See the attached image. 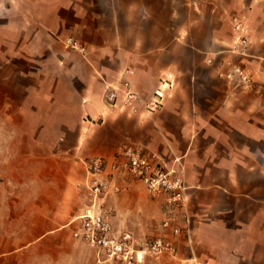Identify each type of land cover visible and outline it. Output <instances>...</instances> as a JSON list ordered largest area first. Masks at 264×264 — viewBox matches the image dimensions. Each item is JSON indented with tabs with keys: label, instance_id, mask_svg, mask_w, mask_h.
<instances>
[{
	"label": "crops",
	"instance_id": "crops-1",
	"mask_svg": "<svg viewBox=\"0 0 264 264\" xmlns=\"http://www.w3.org/2000/svg\"><path fill=\"white\" fill-rule=\"evenodd\" d=\"M234 66L249 89L220 76ZM128 147L182 177V207L128 172ZM91 157L112 234L175 247L142 264H264V0H0V264L45 246L53 261L124 264L74 237Z\"/></svg>",
	"mask_w": 264,
	"mask_h": 264
},
{
	"label": "built area",
	"instance_id": "built-area-1",
	"mask_svg": "<svg viewBox=\"0 0 264 264\" xmlns=\"http://www.w3.org/2000/svg\"><path fill=\"white\" fill-rule=\"evenodd\" d=\"M235 28L246 32L241 22L236 21ZM65 46L69 49L86 53V48L74 37L65 40ZM248 41L245 36H241L238 43L233 48L234 52L245 54ZM230 80L237 78L242 87L247 90L251 86V76L241 66H234L232 71L220 74ZM124 102L131 104L137 98L132 91L131 83L128 79L122 81ZM161 98L160 96H158ZM109 102L117 104V94L112 92L108 96ZM161 104L160 99H152L147 106L155 109ZM125 158V167L136 179L141 181L148 192L153 194L165 193L168 196V205L172 209L180 208L186 200L187 186L178 173L173 169H168L156 156L143 155L139 150L125 148L122 151ZM87 171L92 179L88 187L89 204L84 213L80 216V227L74 233V237L87 243L90 247L103 253L106 259L124 264H142L145 257L158 259L165 254H174L175 247L170 241L162 238H155L152 241L139 245L132 235L126 233L120 236L112 234V213L105 207L104 199L106 195V183L101 179L103 172V161L99 157H91L87 160ZM118 188H114L117 191ZM170 225L169 220L163 223V227ZM180 233L179 228L174 229V234Z\"/></svg>",
	"mask_w": 264,
	"mask_h": 264
},
{
	"label": "rangeland",
	"instance_id": "rangeland-1",
	"mask_svg": "<svg viewBox=\"0 0 264 264\" xmlns=\"http://www.w3.org/2000/svg\"><path fill=\"white\" fill-rule=\"evenodd\" d=\"M66 40V39H65ZM27 252L28 251H31L32 253H29L27 255V257L23 260L20 261V264H68L67 261H63V260H60V261H53L51 258H52V248L51 246H45V247H42L39 251L41 252H45V256L48 257L46 259H39V252L36 251L35 248H32V249H28L26 250ZM114 264H117V263H114ZM119 264V263H118Z\"/></svg>",
	"mask_w": 264,
	"mask_h": 264
}]
</instances>
